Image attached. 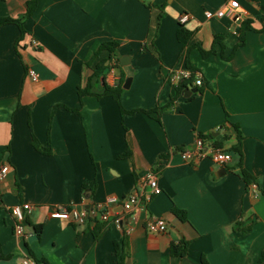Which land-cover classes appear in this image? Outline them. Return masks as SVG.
Here are the masks:
<instances>
[{
    "label": "crops",
    "instance_id": "1",
    "mask_svg": "<svg viewBox=\"0 0 264 264\" xmlns=\"http://www.w3.org/2000/svg\"><path fill=\"white\" fill-rule=\"evenodd\" d=\"M27 1L0 0V16L22 15ZM225 1L37 0L23 38L18 40L16 24L0 26V165H8L0 179V264H23L33 256L42 259L39 264H118L115 242L126 252L123 264H200L203 257L208 264H264V0H239V23L228 16L205 18V10ZM148 4H164L154 38L158 57L143 48ZM182 13L193 32L187 46L176 37ZM243 21L250 28L236 46ZM218 34L222 38L214 43ZM108 40L119 45L117 57L105 62L110 69L104 80L115 85L122 71L126 77L124 65L129 67L131 83L121 103L138 108L135 113L121 115L111 96L79 100L77 88L92 72L86 63ZM193 44L214 52L204 57ZM187 58L204 85L202 91L189 86L195 91L185 97L169 75L187 68ZM102 85L98 78L96 87ZM156 106L165 108L144 112ZM77 107L79 113L71 110ZM235 124L242 135V166L253 175L255 189L234 168L235 157L225 165L214 161L211 139L202 158L181 155L194 149L198 133L213 131L223 138L218 148L227 150L236 141ZM123 125L131 137L130 159L118 158L126 148ZM32 135L51 151L37 150ZM150 171L162 192L144 201ZM93 179L94 189H82ZM133 190L144 197L126 211L122 200ZM109 197L117 199L107 209L120 226L109 221L95 237L101 220L92 211ZM22 202L32 209L19 236L11 207ZM60 205L85 208L89 217L82 224L50 217ZM173 206L185 210L186 220ZM158 216L166 219V231H149L148 221ZM33 225L41 226L39 237ZM181 240L188 242L186 254L174 258L170 245Z\"/></svg>",
    "mask_w": 264,
    "mask_h": 264
},
{
    "label": "trees",
    "instance_id": "2",
    "mask_svg": "<svg viewBox=\"0 0 264 264\" xmlns=\"http://www.w3.org/2000/svg\"><path fill=\"white\" fill-rule=\"evenodd\" d=\"M36 3H37V0H28L26 3V11L18 17L0 16V26L3 24H6V23L16 24L19 28V31H20V35L18 38V40H20L26 34V31L24 28V22L33 13L35 6H36ZM148 6L151 8L152 13H151V17H150L147 40L143 43V48L145 50H148L149 52H151L154 56L158 57L159 53H158L156 46L154 44V38L156 37L157 28H158V26L160 24V20L163 16L164 4H162V5L161 4H155V5L154 4H148ZM249 28H250V25H249L248 21H243L241 23V33L239 34V42H238V44H236V46L243 43L244 33ZM192 34H193V32L186 27L185 23H183V24L180 22L178 23V27L176 29V37H177V40L183 46L188 45L189 41L191 40ZM220 38H222V34L214 35V43L219 41ZM118 45H119V43L115 40L103 41L99 44L97 49L93 52L91 59L86 63L88 66L91 67L92 72L86 77L84 85L78 86L77 93H78V97H79L80 101H81V98L83 96H86V95H92V96H95L97 98H101L104 96H111L117 102L121 115H123L124 113L132 114V113L137 112L139 109L134 108V109L127 110L123 107V105L121 103V96L124 92V88H123V79L125 76L124 71H122L121 79L113 86L108 85L104 80L106 73L110 69V65L105 64V62H106V60L111 61L112 58L117 57L116 52H117ZM193 45L197 46L201 55L204 57L209 55L210 53L214 52L213 47L210 50H204L198 44H193ZM190 47H188L187 53L189 52ZM102 52H107V55L104 57H101L100 55ZM115 60H116L115 66L120 67V65L118 63V59L115 58ZM186 64H187V68L190 69L192 72L191 76L187 79L180 80L177 84L174 85V87L176 88L177 92H181L183 88H186L189 86L190 87L194 86L198 91H202V89H203L202 87L204 85V79L201 78V85H195V83H194V71H197V69L192 67L188 58H187ZM98 78L103 79L102 88L96 87V83L98 82ZM164 108L165 107H162V106H156L154 109L145 110L144 112H146V113H149L152 111L158 112ZM71 110L79 113V107H77L75 109H71ZM234 126L237 130L236 141L226 151L230 152L232 154V157H235L236 162H235L234 168L235 167L239 168L238 174L240 175V177L244 181L246 187H248L252 184V182H255V181H254L253 175H251L242 166V159H243L242 158L243 157L242 145H241L242 135H241V132L239 130V126H237L236 124ZM123 128H124V135H125V141H126V148L121 154L118 155V158L130 159L132 156L131 137H130V133H129L128 129L124 125H123ZM197 136L201 137L204 141L206 139L213 140V146L215 148H218L222 144L221 141L215 139V137L212 135V133H209L207 135L203 134V133H198ZM31 142H32V145L37 150H39L41 152L49 153L51 151L49 146L41 147L33 135H32V141ZM2 153L3 152L0 151V156L2 155ZM232 169H233V167H232ZM95 185H96V182L93 179L87 183H84L82 185V189H86V188L94 189ZM172 211L179 219L186 220L185 210L180 209L176 206H173ZM94 218L95 217H93V219ZM105 223H107V222L106 221H99L100 225L97 226V230H95V232H94L95 237H98L101 228L105 227ZM33 228H34V231L36 232L37 236L39 237L40 233H41V226L40 225H33ZM187 245H188V242L185 240H181L178 243L172 242L170 245L171 256L174 258L183 257L186 254ZM115 255H116L117 263L123 264L124 258L126 256V252H125L124 248H122L121 245H119L116 242H115ZM3 256L4 255L0 249V258H2ZM263 258H264V255H263ZM33 259H34L36 264H39L42 262V259H40V258H36L33 256ZM200 264H208V262L203 257L201 259Z\"/></svg>",
    "mask_w": 264,
    "mask_h": 264
},
{
    "label": "built area",
    "instance_id": "3",
    "mask_svg": "<svg viewBox=\"0 0 264 264\" xmlns=\"http://www.w3.org/2000/svg\"><path fill=\"white\" fill-rule=\"evenodd\" d=\"M205 18H221L224 16H228L232 18L234 21H237L242 17V10L239 0H226L224 4L215 9V10H205L204 11ZM189 19L188 14L182 13L179 15V22L186 23ZM31 44L37 46L35 40H31ZM192 72L188 68L172 70L169 75V80L173 84H177L182 79H187L191 76ZM27 75L32 81L37 80V73L31 67L27 68ZM194 83L195 85H201V75L199 72L194 71ZM205 141L199 137H195V147L193 150H182L181 155L184 159H200L206 154L205 149ZM212 151V157L217 164L225 165L232 160V154L226 150L210 147ZM8 170V165L2 164L0 165V179L6 174ZM145 183L149 188L148 196L146 200L148 201L152 195H157L162 192L161 187L158 184L157 175L150 171L146 175ZM251 186L255 189V184H251ZM144 197L143 191L133 190L122 200V206L126 211L132 210L135 206L142 203V199ZM117 199L115 197H109L105 204L97 205L95 211H99V217L101 221L113 222L116 226H120L119 219L111 218L110 212L107 209L109 205L115 203ZM32 209L30 203L22 202L11 207V211L15 216V224H14V232L19 236H24V220L26 213H29ZM49 216L52 218H61V219H70L75 223L82 224L89 217V212L87 209H77L74 206H57L50 213ZM147 228L151 232H164L167 229V222L163 216H158L150 219L147 223ZM23 264H36L34 260L27 257L23 260Z\"/></svg>",
    "mask_w": 264,
    "mask_h": 264
},
{
    "label": "water",
    "instance_id": "4",
    "mask_svg": "<svg viewBox=\"0 0 264 264\" xmlns=\"http://www.w3.org/2000/svg\"><path fill=\"white\" fill-rule=\"evenodd\" d=\"M239 22H240V19H238L236 21V23H239ZM124 70L126 72V77H125L124 82H123V88H127V87H129V85L131 83L132 71L129 69V67L127 65H124ZM193 91H195V89H193V88H189V87L184 88L183 89L184 96L188 97ZM212 135L216 139L223 140V138L221 137L219 131H213ZM85 196L87 197V194H85Z\"/></svg>",
    "mask_w": 264,
    "mask_h": 264
}]
</instances>
